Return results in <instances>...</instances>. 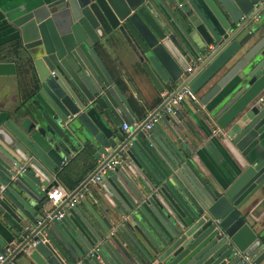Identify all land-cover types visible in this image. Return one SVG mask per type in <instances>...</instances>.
<instances>
[{
	"label": "water",
	"instance_id": "95a60500",
	"mask_svg": "<svg viewBox=\"0 0 264 264\" xmlns=\"http://www.w3.org/2000/svg\"><path fill=\"white\" fill-rule=\"evenodd\" d=\"M259 2L41 0L21 11L14 56L29 83L0 133V256L12 250L0 264L20 252L32 264H264ZM124 48L157 93L180 83L204 91L196 119L244 153L245 166L224 185L193 168L181 126L169 122L177 115L134 130L101 61ZM15 74L13 62H0V78ZM83 153L118 164L101 176L100 195L88 193L90 204L54 220L46 192L66 157Z\"/></svg>",
	"mask_w": 264,
	"mask_h": 264
},
{
	"label": "crops",
	"instance_id": "0c3cea01",
	"mask_svg": "<svg viewBox=\"0 0 264 264\" xmlns=\"http://www.w3.org/2000/svg\"><path fill=\"white\" fill-rule=\"evenodd\" d=\"M40 3L41 0H0V62H13L16 69L15 76L0 78V133L4 136L6 134L3 123L8 118V113L14 110L24 97L29 83L23 66L14 56L19 42V32L13 26V22L22 10ZM252 24L259 35H264V16L256 22L253 21ZM128 57L130 58L129 52L124 48L122 52L110 51L102 55L101 61L134 114L136 122L132 124V127L137 130L135 126L143 122L159 105L162 96H167L171 91L157 93L135 60L130 58L131 61L128 62L126 60L129 59ZM203 92L202 90L196 94L197 104L187 101L181 103L176 113L179 120H173L177 119L176 117L169 118V122L174 121L172 124L175 127L181 126V136L189 150L188 159L193 168L209 185L219 188L245 166L244 153L237 152L220 140L214 125H204L196 119L194 110L201 107L199 103ZM158 100L159 103H157ZM169 122L166 124L169 125ZM159 127L161 131L166 132L163 124ZM212 130H216L217 133L212 135ZM121 131L127 132V129L123 130L121 126ZM113 132L119 137L116 127L113 128ZM99 161L93 160L87 153L80 156H67L60 168V175L55 178V187L62 188L67 197L57 206H45L46 210L53 213L61 209L70 197H75L77 204L81 201H87L90 204L88 193L91 195L100 193L97 189L98 183L95 185L89 183ZM12 263L32 264L21 252L14 256Z\"/></svg>",
	"mask_w": 264,
	"mask_h": 264
},
{
	"label": "built area",
	"instance_id": "2783aa9c",
	"mask_svg": "<svg viewBox=\"0 0 264 264\" xmlns=\"http://www.w3.org/2000/svg\"><path fill=\"white\" fill-rule=\"evenodd\" d=\"M256 13L253 17V21L256 22L257 20L260 19L261 16H264V0H260V2L257 4L256 7ZM187 72H190V70L188 69ZM180 83V85L171 93L167 94V96H165L161 102L159 103V105L155 108V110H153L152 112L149 113V115L147 116V118L141 122L138 123L135 126V129L140 130V131H148L150 130L154 125L158 124L159 120L163 117L166 116H174L176 115V113L178 112L181 103L187 101L190 102L192 104H197V98L196 95L194 93H192L187 87L186 85ZM123 130H126L125 126H122ZM217 131L216 130H212L211 134L214 135L216 134ZM118 164V160L116 157H111L108 160H103V161H99L95 171L93 173V175L91 176V178L89 179V183L91 185H95L99 182L101 176L107 172L112 170L115 166H117ZM66 195L65 192L62 188L60 187H54L49 189L46 192L45 195V200H44V205L45 206H57L59 205L61 202H63L66 199ZM77 202L75 197H70L65 203L64 206L53 212L54 215L51 217L54 220H59L61 219V217L63 216L65 209L66 208H71L73 205H75ZM49 216V215H48ZM50 218V219H51ZM36 241L34 242H30L29 246L33 247L36 245ZM12 252L11 249H7L5 252V256L6 255H10ZM5 256H0V262L3 261Z\"/></svg>",
	"mask_w": 264,
	"mask_h": 264
},
{
	"label": "trees",
	"instance_id": "16d2710c",
	"mask_svg": "<svg viewBox=\"0 0 264 264\" xmlns=\"http://www.w3.org/2000/svg\"><path fill=\"white\" fill-rule=\"evenodd\" d=\"M157 103H159V100L157 101Z\"/></svg>",
	"mask_w": 264,
	"mask_h": 264
}]
</instances>
